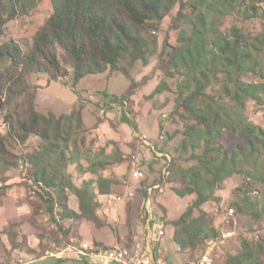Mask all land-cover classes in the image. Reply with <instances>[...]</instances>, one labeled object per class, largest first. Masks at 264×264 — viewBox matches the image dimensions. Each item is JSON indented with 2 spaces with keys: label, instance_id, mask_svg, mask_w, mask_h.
I'll use <instances>...</instances> for the list:
<instances>
[{
  "label": "trees",
  "instance_id": "obj_1",
  "mask_svg": "<svg viewBox=\"0 0 264 264\" xmlns=\"http://www.w3.org/2000/svg\"><path fill=\"white\" fill-rule=\"evenodd\" d=\"M263 4L264 0H0V127L4 128V132L0 130V201L9 187L6 172L16 168L21 159L29 164L26 179L36 186L32 187L34 194L25 195L32 205L29 221L35 224L43 204L50 216L57 209V230L42 227L48 237L57 239L53 234L60 232L61 244L69 243L70 237L79 244L81 221L97 228L107 225L97 213L101 206L97 194L109 193L118 180L104 177L101 171L124 161V154L114 141L109 142L110 153L101 148L91 154L81 96L78 106L67 113H43L35 102L39 86L32 89L29 78L45 74L48 81L68 84L64 79L71 75L74 88L87 75L108 71L129 77L136 62L148 65L150 58L158 55L157 67L164 79L150 96L169 90L166 79L177 77L170 116L182 126L175 151L188 154L192 161L181 166L171 159L165 171L166 183H178L171 188L177 196L194 195L185 210L170 221L172 241L184 251L219 236L203 204L219 200L215 191L234 174L241 175L243 182L234 189L240 198L230 203L231 208L256 221L261 219L264 204L250 193L252 184L264 182V128L249 120L245 109L248 101L264 104V30L255 33L236 24L223 26L227 17L264 19ZM39 6L48 7V16L34 31L26 51L13 40L2 41L9 21ZM176 6L172 17V29L178 30L176 42L168 46L164 41L160 50L157 32ZM183 21H189L190 32L181 27ZM129 95L130 89L119 101L125 102ZM121 121L130 124L126 114ZM231 135L242 141L227 149L220 139ZM32 136L39 142L29 147ZM81 159L87 161L86 171L95 177L77 186L68 166H80ZM154 160L157 158L146 162L147 173L152 166L148 163ZM149 178L137 188L139 209L145 185L160 180L159 175L156 180ZM69 192L78 198L79 213L68 208ZM129 213L130 207L128 217ZM65 219H71L68 226L62 224ZM15 225L10 222L0 236H8L12 249L34 251L24 236L17 239ZM92 243L95 249L105 247ZM262 252L258 243L242 240L241 250L230 255L226 264H264ZM75 258L89 264L84 258Z\"/></svg>",
  "mask_w": 264,
  "mask_h": 264
},
{
  "label": "rangeland",
  "instance_id": "obj_2",
  "mask_svg": "<svg viewBox=\"0 0 264 264\" xmlns=\"http://www.w3.org/2000/svg\"><path fill=\"white\" fill-rule=\"evenodd\" d=\"M262 7L264 9V4ZM176 13L177 6L171 15L166 16L161 22L160 30L157 32L160 50L164 46V41L167 42L168 46H173L176 42L178 30L172 29V17ZM47 16L48 7L39 6L36 10L9 21L5 25L2 41L13 40L23 51H26L32 43L31 37L34 31L43 24ZM231 24L243 26L255 33L264 30V19L256 18L241 21L234 17H227L223 27H229ZM180 25L187 32H190L191 25L189 21H183ZM157 66L158 55H154L150 58L148 65H143L141 61L136 62L129 77L121 73L107 71L102 74L83 77L76 83L74 88L70 85L71 75L64 79L68 84L61 81H48L45 74L32 75L29 80L32 89L39 86L36 90V108L44 113L47 111H52L57 115L67 113L78 106L80 102L78 98L79 95L81 96L84 105L82 119L88 128L86 145L89 146L91 154L101 148L110 150L111 145H109V142L110 139H113L119 140V145L121 144V147L125 150L129 147L125 153L129 155V152L136 149L138 135L144 133L155 150L168 153L171 159H176L175 162L181 166H189L192 161L187 159L188 154L180 155L175 151V147L181 138L179 130L182 124L170 116L176 97L177 77L166 79L169 90L150 96L158 82L164 79ZM65 67L70 72L72 71L68 65H65ZM128 89L131 90L132 95L125 98V102L119 101L122 94ZM17 100L21 102L22 98ZM123 114H126L130 124L121 121ZM245 114L249 120L264 128V104L258 105L253 101H248ZM0 130L4 132L2 126ZM220 141L227 149H230L232 145L242 140L231 135L222 137ZM38 142V139L32 136L28 141V146L33 147ZM143 153L148 160L157 158L152 164L148 163L150 166L152 165L147 173L149 179L156 180L159 175L162 180L164 176L162 166L165 157H156L152 149H150V152L143 149ZM82 163L85 164L83 161ZM19 165L18 160V166L6 172V184L9 187L5 190V194L1 199L3 201L7 200L6 196L8 195L23 193L25 196L26 194H34L31 190L32 186L26 179L27 170L25 171ZM124 169L125 164L117 167L118 172ZM70 170L74 172V167L70 166ZM126 177L124 173L121 180L118 181L123 182ZM242 182L243 178L238 174L226 178L221 187L215 191L220 199L208 201L203 205L204 210L210 214L219 236L206 239L194 249L184 251H180L178 245L173 241H169L170 248L165 256L167 264H197L206 250H210V264H226V259L230 255H235L241 250L242 240L261 245L262 256L264 257V216L256 221L248 214L237 213L230 206L232 201L240 198V194H236L234 189L240 186ZM177 185L178 183H166L164 195L161 198L166 208L164 209L161 203L158 206L163 215V223L167 224L169 232L170 230L174 231L170 221L177 218L194 199V195L179 197L173 193L171 188ZM250 194L264 204V182L252 184ZM102 200L104 199L102 198ZM44 226L42 224V227ZM80 234L87 242L98 239L106 244L115 243L114 233L109 225L97 229L91 223L84 221L80 228ZM1 242L0 240V255H2L3 246ZM209 242L211 243L209 244Z\"/></svg>",
  "mask_w": 264,
  "mask_h": 264
},
{
  "label": "crops",
  "instance_id": "obj_3",
  "mask_svg": "<svg viewBox=\"0 0 264 264\" xmlns=\"http://www.w3.org/2000/svg\"><path fill=\"white\" fill-rule=\"evenodd\" d=\"M110 140L117 143L118 148L124 154L125 160L120 163H113L109 165L106 169L101 171V173L104 177H113L119 181L125 173L127 176L125 178L126 180L130 177L128 154H125L129 147H127L125 150L123 147H121V144L119 145V140ZM111 149L112 145L110 150H105L106 153H110ZM82 161L85 162V164H83ZM121 164H125V169L121 172H118L117 167ZM79 165L80 166L76 167L77 164L74 163L68 166V172L72 174L73 182L77 186H79L83 181H88L95 177L90 172L86 171V160L81 159L79 161ZM70 166L74 167V172L70 170ZM119 181L118 183L112 186L111 191L109 193L97 194V200L101 204L97 213L101 218L107 221V225H109L110 229L113 231L115 243L106 244L98 239H93L91 242L97 241L104 246H115L117 242L126 239L130 235L131 230L137 227L138 225L137 216L141 203V199L138 194L131 200H123L121 202H117L115 205H113L112 202L109 200V194L123 195L125 193L126 185L124 184V181ZM132 184L137 185V180L132 179ZM6 198V201H0V231L7 228L10 222H16V225L13 227V232L17 234V239L21 240V238L24 236L26 239L27 246L34 251L28 253L20 249H12L8 236L6 234H1L0 240L2 241L1 243L3 246L2 255H0V264H82L78 259L75 258L76 256L70 254L67 250L69 244H76V238L70 237L69 243L61 244L59 242L61 238L60 232L54 233L53 236L57 239H53L48 237V234L44 233L45 231L42 229V224H44L46 231L57 230L54 223V220H57L58 218L56 208H54V213L52 214V216H50L51 214L46 211L45 204H43L44 207L42 208V210H40V213L37 215L35 224H32L29 221L32 213V205L29 201L25 199L24 194L19 193L18 195H8L6 196ZM102 198L104 200H102ZM67 205L70 210L79 213V201L73 193H68ZM161 205L164 207V209L166 208L163 205L162 201ZM128 207H130L129 217L127 214ZM115 219H117L116 222ZM84 221L85 220L81 221L78 227V234L81 239L80 241H86L82 238L80 234V228ZM70 223L71 219H65L62 221V224L64 226H68ZM171 238L172 230H170V232L168 231V238L164 241V244H166L164 245L165 254L170 248L169 241H172Z\"/></svg>",
  "mask_w": 264,
  "mask_h": 264
},
{
  "label": "built area",
  "instance_id": "obj_4",
  "mask_svg": "<svg viewBox=\"0 0 264 264\" xmlns=\"http://www.w3.org/2000/svg\"><path fill=\"white\" fill-rule=\"evenodd\" d=\"M143 149H147L149 152L152 149L158 158L164 156L163 175L167 170L171 156L168 153L155 150L147 135L144 133L139 134L136 149L128 155L130 177L124 181L126 185L125 193L123 195H108L113 205L126 200V196H133L134 198L138 194L137 188H140V182L148 178L145 165L149 160L144 156ZM19 163V166L23 169L27 164L21 159ZM132 179L137 180L138 184L133 185ZM159 179L155 182L149 181L145 185V196L142 199L141 208L137 216L138 225L131 230L130 235L126 239L115 244V251L113 253H103L101 250V253L85 255V248H93V243L87 241H81L79 244H69L67 247L68 252L74 256L84 258L92 264H167L165 262L164 241L168 238V231L167 226L163 223V215L158 208L164 195L166 182H164V176L162 180L161 177ZM27 181L33 188L36 187L31 180ZM116 221L117 219H115ZM209 251H205V254L197 264H210Z\"/></svg>",
  "mask_w": 264,
  "mask_h": 264
},
{
  "label": "bare ground",
  "instance_id": "obj_5",
  "mask_svg": "<svg viewBox=\"0 0 264 264\" xmlns=\"http://www.w3.org/2000/svg\"><path fill=\"white\" fill-rule=\"evenodd\" d=\"M29 164H26L24 166V170H28ZM27 173V172H26ZM165 172H164V182H165ZM32 190V189H31ZM34 192V190H33ZM39 195V194H38ZM133 198V196H126V200H131ZM58 215V214H57ZM59 220V219H58ZM60 221V220H59ZM109 247V246H108ZM101 250L103 253H113L115 251V246H112L110 248H105V247H101L98 249H95V247L93 246V248H85V255H93V253H101Z\"/></svg>",
  "mask_w": 264,
  "mask_h": 264
}]
</instances>
